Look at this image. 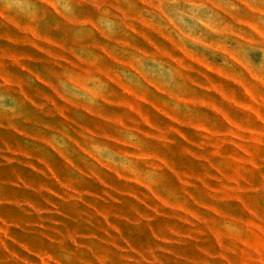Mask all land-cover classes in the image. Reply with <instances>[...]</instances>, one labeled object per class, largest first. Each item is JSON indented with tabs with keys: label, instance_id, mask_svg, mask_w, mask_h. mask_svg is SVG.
<instances>
[{
	"label": "rangeland",
	"instance_id": "rangeland-1",
	"mask_svg": "<svg viewBox=\"0 0 264 264\" xmlns=\"http://www.w3.org/2000/svg\"><path fill=\"white\" fill-rule=\"evenodd\" d=\"M0 264H264V0H0Z\"/></svg>",
	"mask_w": 264,
	"mask_h": 264
}]
</instances>
